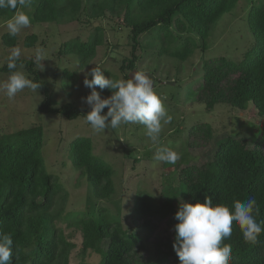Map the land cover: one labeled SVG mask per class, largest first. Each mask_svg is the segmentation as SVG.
<instances>
[{
  "label": "trees",
  "instance_id": "16d2710c",
  "mask_svg": "<svg viewBox=\"0 0 264 264\" xmlns=\"http://www.w3.org/2000/svg\"><path fill=\"white\" fill-rule=\"evenodd\" d=\"M240 1L35 0L30 6V19L31 24L47 25L78 21L82 14L86 25L107 15L120 20L122 29L127 32L120 70L127 80L130 79L127 72L135 68L141 50L181 62L187 61L196 50L207 51L219 21L231 14ZM12 14V10L0 8V17L7 20ZM247 21L254 43L241 61L226 57L204 61L200 79L185 87L188 91L185 102L194 100L204 105L208 112L218 105H229L237 111H244L251 105L257 115L264 118V0L252 6ZM187 33L178 43V35ZM87 39L77 38L66 43L58 40L57 44L61 42L64 46L59 55L73 56L80 70L87 68L104 44V27L97 26ZM39 40V36L32 33L23 45L34 48ZM2 42L13 48L19 39L8 33L2 36ZM17 64L26 65L32 81L41 86L38 90L43 100L38 107L39 113L58 115L69 121L85 119L87 112L81 111L74 102L59 104L56 101L52 86L41 80L34 60H18ZM1 73L10 75L7 65L0 68ZM76 74L77 71L64 70L61 84L64 90L69 88ZM104 76L119 79L109 71H105ZM178 84L168 86L173 89L171 93L165 92L172 94L171 103L177 99ZM96 91L101 96L112 94L107 88L101 91L98 87ZM163 105L174 123L176 106L172 110L166 102ZM186 133L183 141L186 150L210 148L209 152L200 165L165 164V171L174 175L176 184L162 188L159 204L154 203L147 192L136 193L132 217L135 231L123 227L120 206L115 213L96 207L98 202L113 198L116 172L96 154L92 138H76L67 153L71 168L86 178L92 201L84 211L66 213L67 196L55 175L49 173L43 156V126L38 124L0 135V236L11 234L13 240V255L8 264H70L76 245L58 228V221L81 233L80 256L83 259L93 253L100 257L98 264H181L173 248L174 225L178 223L175 202L179 199L195 204L204 203L209 196L214 205L224 204L234 212L235 200L243 201L253 195L259 207V214L254 213V217L264 228V134L250 140L240 134L218 137L208 122L195 123ZM160 223L168 226L165 237L155 234ZM232 227L231 237L223 241L232 249L228 264H264V231L257 242L245 243L238 222H233ZM151 241L155 260L148 263L143 253H146L145 244L151 245ZM82 264L89 263L83 261Z\"/></svg>",
  "mask_w": 264,
  "mask_h": 264
},
{
  "label": "rangeland",
  "instance_id": "374dc122",
  "mask_svg": "<svg viewBox=\"0 0 264 264\" xmlns=\"http://www.w3.org/2000/svg\"><path fill=\"white\" fill-rule=\"evenodd\" d=\"M260 1L241 0L231 14L225 15L219 21L211 37L209 49L205 52L201 49L196 50L194 55L185 62L166 56H155L150 50L138 52V62L133 70L127 72V75L131 78L136 71L143 70L153 81V87L162 101L169 104V109L176 106L175 110L172 109L176 116L175 122L163 125L158 143H153L145 134V127L138 123H122L118 128H108L97 133L82 117L75 121H69L58 115L41 114L38 112V107L43 100L40 90L33 91L28 88L18 92L13 98H9L4 91L0 90V135L15 133L38 124L43 126L45 133L43 156L49 173L55 175L57 182L63 189V194L67 196L64 205L66 213L84 211L92 201L86 178L71 168L67 156L69 145L73 140L78 137L92 138L96 154L110 163L116 172L114 177L116 191L113 198L110 201L98 202L96 207L107 208L115 213L120 206V220L123 227L135 231L132 227V217L136 193L147 192L152 201L159 204L162 188L169 184H176L174 175L165 171L166 162L156 161L155 155L163 147L171 146L180 156L176 163L185 167L193 164L200 165L209 152L210 148L200 151L185 149L183 141L187 137L186 130L191 125L198 122L211 123L218 137L240 134L250 140L264 134V118L259 117L251 105H248L244 111L234 110L229 105H218L212 112H208L204 105H200L194 100L185 102L184 99L188 92L185 90L188 83L200 79L204 61L216 57L241 61L244 53L254 43L248 29L247 18L252 6L260 3ZM34 2L35 0H32L31 5ZM23 11L30 17L32 8L26 7ZM85 19L84 14H82L80 21H72L68 24L66 22L49 25L31 24L30 27L22 29L17 35L19 39L17 46L21 49L19 60L22 61H33L35 50L37 48L44 49L45 60L41 62L43 68L37 65L35 68L41 80L50 83L52 86V95L56 101L59 104L72 101L81 111L89 112V106L82 99L91 92V89L86 88L83 84L84 73L98 66L103 75L105 71H109L119 79H124L120 66L123 58L121 55L122 45L126 44L127 32L122 29L123 23L120 20L109 15L87 25L84 22ZM5 20L6 18L0 17V68L7 65L6 57L11 49L4 46L2 42V36L8 34L4 24ZM100 25L104 27V44L98 48L95 59L87 68L80 70L73 56H62V53L59 55V51L64 46L60 45L61 42L57 44L58 40L65 43L77 38L88 40L90 33ZM32 33L37 34L40 40L34 48H26L23 45L24 40ZM186 35L188 33L178 35V43H181ZM76 36L78 37L75 38ZM199 44L201 45V43ZM127 53L126 55L129 54ZM22 65L23 67H20L17 64L16 71L23 72L26 78L33 80V76L29 73L26 65ZM64 70L77 71L76 77L70 82V86L66 90L61 86L64 80ZM8 76L9 74L1 73L0 83L7 80ZM178 81L180 84L177 83ZM177 84L179 86L176 92L177 99L172 104L170 97L172 94L165 92L171 93L173 89L170 90L169 87ZM162 86H166V88ZM97 88L98 86L96 90ZM111 95L105 94L101 97L107 98ZM107 111L108 109L105 108L101 114L105 115ZM183 130L184 133L181 134ZM180 202L183 200L179 199L175 202L177 210H179ZM57 225L76 245V249L71 252L70 264H82L83 261L89 264L100 262V257L93 253H88L84 259L80 256L82 235L78 230L68 229L63 221H58ZM168 232V226L165 223H160L155 234L165 237ZM149 243L151 244L152 241ZM152 244H145L146 253H143L144 260H147L148 263L155 260Z\"/></svg>",
  "mask_w": 264,
  "mask_h": 264
},
{
  "label": "clouds",
  "instance_id": "9594fccd",
  "mask_svg": "<svg viewBox=\"0 0 264 264\" xmlns=\"http://www.w3.org/2000/svg\"><path fill=\"white\" fill-rule=\"evenodd\" d=\"M32 0H0V8L13 11L12 16L4 21L8 33L15 37L22 29L31 26L30 17L23 11L30 7ZM20 47H13L7 55V68L10 75L0 83V90L9 98H13L25 88L33 91L41 88L25 77L17 68L20 59ZM45 52L42 48L35 50L34 62L43 68ZM23 67V65H20ZM91 77V79H89ZM83 84L91 89L90 94L82 98L90 111L85 116L94 132H102L108 128H118L122 123H138L145 127V134L153 143L159 142V135L164 124L172 121L167 113L162 99L153 87V81L143 71H136L130 79L106 78L101 68L96 66L84 73ZM102 90L111 89L112 95L102 98L96 87ZM107 108L105 115L101 113ZM180 158L179 153L171 146L163 147L154 157L158 162L175 164ZM259 214L255 197L248 195L243 201H234V212L224 204H213L211 197L206 196L205 202L195 204L180 202L175 214L178 221L174 225L175 241L173 248L181 264H228L231 255V245L224 244L225 238H230L233 222H238L242 229L245 243H255L264 231L261 223L254 217ZM13 240L11 234L0 236V264H8L12 258Z\"/></svg>",
  "mask_w": 264,
  "mask_h": 264
}]
</instances>
